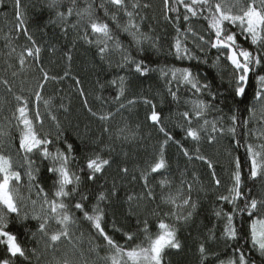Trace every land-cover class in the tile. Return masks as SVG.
<instances>
[{
    "label": "snow or ice",
    "instance_id": "snow-or-ice-1",
    "mask_svg": "<svg viewBox=\"0 0 264 264\" xmlns=\"http://www.w3.org/2000/svg\"><path fill=\"white\" fill-rule=\"evenodd\" d=\"M64 3L65 0H48V8L55 12V17L49 23L63 25L62 31L65 34L69 28L80 29L83 27V32L78 38L89 45L94 44L98 49L97 54L100 59L108 62L109 66L112 65L111 55L118 54L120 57L119 63L116 64L118 68L132 66V71L139 76H145L151 71L158 70L161 76L168 81V94L178 105L179 87H189V90L193 91L197 98L185 101V104L190 106L189 110L175 113L176 116L182 118L178 127L184 131L185 138L197 145L206 139L207 143L212 145L217 144L225 137H230L237 150L243 148L245 151V164L249 171L248 179L259 180L261 189L264 191V0H163L164 19L173 25L176 33L170 45V55L174 56L177 61L196 60L208 65L210 69L214 70L215 75L220 77L222 83L224 73L230 67L228 85L233 97L241 100L247 95L251 77H255L252 103L247 108L249 116L243 118H241L238 108L233 109L230 116L222 114L223 110L216 100L224 93L214 91L212 82L208 81L206 77L202 82L199 73H194L191 67L173 66L152 69L144 60H137L131 54L129 47L124 45L119 36L113 32L109 23L100 18L97 14V6L91 0H85V6L82 8L78 7L77 0H69V7L66 11L60 10ZM109 6L113 10H110ZM98 7L121 32L131 37L132 45L139 51L144 50L145 44H149L154 50L159 51V37L154 38L150 31L144 32L141 24L137 22L138 18L141 21L145 18L141 13L152 7L150 3L131 0L129 6V0H101ZM14 9L17 21L15 25L16 38L22 33L31 46L25 44L22 46V50L16 53V46L13 42L15 38L10 35L4 37L5 47L9 49L7 55L11 57L16 53L19 64V68L12 71V76L17 77L34 66L38 68L40 75L36 77L34 87L27 89L29 93L27 96L23 94L25 91L23 82L21 92L18 94L7 79L0 80V83L7 87V91L15 102L11 116H5L4 122L0 123V245L4 249V255L0 256V264H16V260L19 258L29 261L30 264L29 253L39 264L42 255L39 245L43 243L45 252L55 253L56 245L61 240L68 241L71 251L65 252L59 258L54 255V264H162L166 249L181 247L177 239L176 224L167 223L166 218L174 217L176 223L181 221L187 223L196 213L198 203L191 197L192 183L181 180L174 192L169 191L167 195H162L161 203L170 206L172 211L161 214L154 210L152 215L158 219L157 233H151L149 222L145 219L143 227L139 231L144 234L147 244L138 243L135 246L127 247L118 243L104 227L107 216L106 209L111 205L112 198L119 195L116 182L113 181L111 191L96 193L95 203L89 209L86 204L90 198L89 194L80 192L82 175L86 176L88 182L94 184L98 175H103L105 168L111 165V158H106L103 153L105 151L112 152L114 148L112 144L102 142L104 135L108 136L109 141H118L123 145L137 144L142 141L139 125L133 127L125 122L122 127L113 132L110 123L121 110L131 108L139 102L151 106V112L147 119L158 127L165 139L159 144L154 162L147 170L140 171L139 180L142 181L145 191L139 194L126 193V203L129 205L130 213L134 214V201L155 200L156 194L154 187L149 182L150 176L160 174L161 170L168 169L165 153L169 142L177 144L182 154L189 160H199L205 163L209 169H214L213 162L201 153L199 146L193 153L180 141H176L172 133L164 126L162 122L164 118L157 110L153 99L147 96L141 97L140 100L133 97L126 104H119L116 112L101 111L97 113L88 106L85 100V107L90 115L102 122V130L101 135L91 142L94 146H99V151L86 154L84 160L79 161L75 155L76 148L73 143L69 142L66 131L61 128L57 116L52 110L55 106L57 110L67 112L68 108L63 103L58 106L54 105L52 97L45 99L43 95L49 81L63 80L69 73L65 72L64 77L49 74L41 63L42 48L29 32L24 14L21 12V0H14ZM121 14L126 18L124 23L120 22ZM73 15L76 20L69 24V18ZM193 19L204 23L205 27L202 31H196L192 27ZM90 37H95V39ZM240 37L243 38V43H241ZM244 44L249 46L245 47ZM253 46H255L254 50ZM211 50H215L217 55L209 62L208 53ZM197 51L203 55L204 59L196 54ZM65 56L68 61H71V49L65 53ZM224 61L227 63L225 64ZM13 67V64L8 63V69ZM74 80L80 95L84 96L79 78H74ZM129 83V78L125 75H120L111 81V84L118 86L116 96L113 98L115 102L118 103L125 97ZM173 84L177 86L176 90L173 89ZM205 94L210 99L200 98ZM98 99L100 98L98 97ZM41 102L45 108L43 114L40 111ZM11 103L12 101L0 98V111ZM255 105H260L259 126L249 128V124L256 119ZM210 112L221 114L210 120L206 118ZM45 115L55 122V140L51 138V133L41 135L37 131L36 125L42 126ZM225 120L229 122L227 125ZM13 121L15 124L12 123ZM194 121L202 122L193 127ZM13 128L19 131L17 152L18 155L23 154L22 162L14 163L10 155L4 154L6 149L13 146L14 137L11 131ZM250 137H254L259 142H249ZM54 143H62L64 147H56L53 151L51 147ZM34 154H38L42 160L49 162L46 171L55 178L51 198L44 186L39 183L41 170L35 166V161L31 158ZM228 155L231 156L230 151ZM73 162L80 165L79 172L72 171ZM230 162L234 164V170L229 176V186L226 189V194L218 195L217 200L231 205V210L226 211L224 208H220L215 211V215L226 220L221 237L225 242H228L239 239V230L234 221L238 214L243 216L246 213L247 219L250 221L248 238L251 241V248L245 252L243 247H235L233 256L221 261L220 264H257V261L249 255L252 251L259 254L260 264H264V196L261 198L251 196V189L246 193L242 187L244 181L240 157L236 156ZM120 172L123 176H127L129 169L122 167ZM24 176L27 177L26 185L23 183ZM212 178L215 185L219 187L221 180L216 176L214 170ZM136 179L137 177L133 176V180ZM158 183L163 192L165 188H172L173 181L165 176ZM185 184L187 185V196L184 195ZM22 189H26V192ZM76 195H79V199L75 200V203L70 207L69 203L65 201L70 198L74 199ZM238 201H243V206H240ZM71 208L82 213L83 221L87 222L96 234L95 237L91 235L88 237L87 251L88 254L95 253L94 260H89L80 246L84 237L83 233L75 241L73 240V228H78L79 222ZM185 209H187L186 212ZM29 219L39 222L37 230L32 232L33 239H36L39 234V239H36L38 247L30 250L24 247L18 235L10 230L13 223L23 224ZM52 221H55L59 228L50 232L49 225ZM113 230L121 231L115 227ZM122 234L126 241H132L136 237V233L132 232H123ZM210 238L215 239V234L213 233ZM96 239H102L103 244L96 243ZM101 248L107 249L106 255H99L98 250ZM199 252L201 264H204L206 247L203 243L199 246Z\"/></svg>",
    "mask_w": 264,
    "mask_h": 264
},
{
    "label": "trees",
    "instance_id": "trees-1",
    "mask_svg": "<svg viewBox=\"0 0 264 264\" xmlns=\"http://www.w3.org/2000/svg\"><path fill=\"white\" fill-rule=\"evenodd\" d=\"M95 6H97V14L105 22L109 23L113 32L119 36L122 43L129 47L131 54L137 60H144L145 63L152 69L170 68V67H191L194 73L198 72L201 81L204 82L205 77L208 81L212 82L213 90L219 93H224L216 100V103L220 105L225 116H230L233 109H240L241 118L249 116L247 112L248 106L252 103V96L255 89V77H251L248 85L247 95L241 100L240 98H234L231 89L228 85V72L231 71L230 67L228 71L224 73V81L221 82L219 76L215 75L214 70L210 69L208 65L199 63L196 60L192 61H177L174 56L170 55V45L175 37V29L171 23L164 19V5L163 0H141V3L148 2L152 7L141 14L145 17L142 21L137 19V22L141 24V28L144 32H149L155 38L159 37V51L154 50L149 44L143 46V51H139L131 43V37L126 33L121 32L116 24L109 18L104 16L103 10L99 9L101 0H91ZM48 0H21V12L24 14L27 22L29 32L33 35L36 42L41 46V63L43 67L52 76L64 77L65 72L69 75L63 80L49 81L44 89L43 95L47 99L53 98L54 105L58 106L63 103L68 111L57 110L53 107V112L57 116L60 126L66 131L69 142L73 143L76 148L75 155L79 161H83L86 154H90L93 151H99V146H94L91 142L101 135L102 122L92 117L85 107V100L89 107L93 111L100 113L101 111L116 112L119 108V104H126L128 100L136 97L138 100L143 96H147L153 99V102L157 106V110L161 112L164 126L172 133L176 141H180L184 147L188 148L194 153L197 146L200 147L201 153L207 156L214 164V169H209L207 165L199 160H189L180 151L177 144L169 142L166 146V158L168 161V169L161 170L160 174H152L150 176V184L154 187L156 198L152 201H134L133 213L129 212V205L126 203V193L135 192L137 194L145 191L142 181L139 180L141 170H147L151 163L154 162L155 156L159 150V144L165 137L159 132L158 127L154 126L151 121L147 119V116L151 112V106L145 105L139 102L131 108H125L121 110L115 118L110 122L113 132L122 127L125 122L131 124L133 127L139 125L140 136L143 138L137 144L123 145L118 141H109L107 135H104L102 142L104 144H112L114 151H105L103 155L107 158L110 157L112 163L106 167L103 175H98L95 183L87 181L86 176L82 175L80 192L88 193L90 198L86 201L87 206L91 207L95 203V195L99 191H111L113 181L116 182L119 195L112 198L111 205L107 207V216L104 222V227L109 235H112L114 239L127 247L135 246L136 244L146 245L147 241L144 240V234L139 231L143 227L145 219L148 220L151 233H157L156 227L158 219L152 215L154 210L159 211L161 214L164 212H171L172 209L168 205L161 203V196L167 195L169 191H175L179 186L181 180H185L192 183L193 189L191 197L197 201L198 207L196 213L187 223H176L174 217L166 218L167 223H175L177 227V239L181 244L179 249H166L162 258V264H201V254L199 252V246L203 243L206 247L204 264H220L221 261H225L233 256V250L235 247H243L245 252L251 248V241L249 237L248 225L250 221L247 219V214L237 215L234 223L239 230V239L236 241H228L221 237V233L226 223L225 218L217 217L215 211L224 208L226 211L231 210V205H226L217 200V196L220 194H226V189L229 186V176L231 171L234 170V164L231 163L236 156H239L242 163V179L243 190L247 193L251 189V196L261 198L264 196L260 186V181H251L248 179L249 171L248 166L245 164V151L243 148L237 150L232 144L230 137H225L217 144L209 145L207 140H203L199 145L190 139L185 138L184 131L178 127L181 121V117L175 115L177 112H183L189 110V105L185 104L188 99H196L197 96L193 91L189 90V87L180 86L178 90L179 105L172 100V97L168 94V81L164 79L160 72L151 71L145 76H139L132 71V66L126 68H118L116 64L119 63L120 57L118 54H112V65L102 61L97 54V47L92 44L85 43L82 39L78 38L83 32V27L80 29H71L65 34L62 31L63 25L49 23L51 19L55 17V12L48 8ZM131 0H129L130 6ZM78 7L85 6V0H77ZM69 7V0H65L60 10L66 11ZM110 10L111 6H109ZM183 11V10H181ZM125 17L121 14L120 22H125ZM76 20L75 15L69 18L68 23L71 24ZM17 21L15 18L14 0H0V80L7 79L9 84L13 87L16 93L21 92L22 82L25 89L24 95H29L27 89L34 87L36 77L40 75L38 68L32 67L27 69L24 73L17 77L12 76V71H16L19 68L17 62L16 53L22 50V46L30 43L26 37L21 33L16 38L15 25ZM183 24V22H182ZM192 27L196 31H202L205 27L204 23L193 19L191 21ZM186 27L187 25H183ZM10 35L14 39L16 46V53L11 57L7 55L9 49L5 47L6 40L4 37ZM95 39V37H90ZM191 39V37H189ZM243 43V38H239ZM191 47V44L189 45ZM248 47V44H244ZM253 46V50H254ZM71 49V61H68L65 53ZM206 51L208 49L206 48ZM197 55L204 59L203 55L198 51ZM217 53L215 50H211L208 53L209 62L215 58ZM11 63L14 65L12 69H8L7 65ZM31 63V61H29ZM226 64L227 62L224 61ZM120 75L128 76L130 83L128 84V91L124 98L118 103L113 100L118 91V86L111 84L113 79L118 78ZM74 78H79L81 84L80 88L84 91V96H81L77 86L75 85ZM170 79V76H169ZM176 90V85H172ZM234 87V85H233ZM98 97L100 99H98ZM0 98L12 101L10 105H6L2 111H0V123L4 122L5 116H11L12 110L15 107V102L12 100V95L7 91V87L0 83ZM203 99H210L207 94ZM107 101V103H105ZM223 101V103H221ZM256 119L249 124V128L258 127V121L260 120V105H255ZM41 113H45L43 103L40 104ZM221 113L210 112L207 115V119H213ZM202 121H194L193 127L197 123ZM15 124V121L12 122ZM229 122L225 120L227 125ZM38 133L43 135L44 133H51V138L55 140L56 125L55 122L50 120L46 115L44 116L42 126L36 125ZM12 136L14 137L10 149L5 150V155H10L15 162L21 161L22 153L18 155L19 147V131L15 128L12 130ZM241 142L243 143V137L241 136ZM249 142L258 143L254 137H250ZM56 147L63 148L62 143H54L51 150H55ZM231 152V156L228 152ZM31 158L35 161V166L40 168L39 183H41L45 190L49 193L53 191L54 177L47 173L46 168L48 161L42 160L38 154H34ZM80 165L77 162H73L71 168L73 172H79ZM127 167L129 169L128 175L123 176L120 172V168ZM213 170L216 176L221 180V185L217 187L212 178ZM195 174V175H193ZM133 176L137 179L133 180ZM168 177L173 181L172 188H165L163 192L159 186L158 181L163 177ZM23 183L27 184V177H23ZM69 190H71L69 188ZM26 192V189H22ZM184 195L187 196V185L185 184ZM251 198V197H249ZM79 199V195H76L74 199L70 198L66 200L70 207L75 203V200ZM240 206H243V201H238ZM138 205V206H137ZM159 206V208H158ZM30 210V206H29ZM79 222L78 228H73V240L84 234L81 247L89 260L96 258L95 253L88 254V237L91 235L96 236L95 232L91 229L90 225L83 221L82 213L78 210L71 208ZM179 211V210H178ZM185 212L187 209L184 210ZM163 218V217H161ZM139 221V224H138ZM38 221L29 219L23 224L13 223L10 230L16 233L21 243L27 249L38 247L36 239H39V234L36 239L32 238V232L37 230ZM119 228L121 231H114L113 228ZM59 226L52 221L49 225V230H58ZM123 232L136 233L135 239L132 241H126L123 236ZM215 234V239H211L210 236ZM98 244H103L102 239H96ZM39 249L42 253L39 264H54L53 256H62L65 252L71 251V245L67 240H61L57 243L55 253L51 251H44L43 243L39 245ZM100 256L107 254V249L101 248L98 250ZM4 255L3 246L0 245V256ZM30 255V264H37L34 257ZM249 255L260 264V256L257 252L252 251ZM16 264H29V261H24L22 258L16 260Z\"/></svg>",
    "mask_w": 264,
    "mask_h": 264
}]
</instances>
